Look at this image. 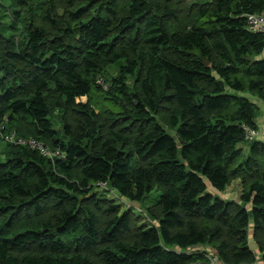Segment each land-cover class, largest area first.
<instances>
[{
  "label": "trees",
  "instance_id": "trees-1",
  "mask_svg": "<svg viewBox=\"0 0 264 264\" xmlns=\"http://www.w3.org/2000/svg\"><path fill=\"white\" fill-rule=\"evenodd\" d=\"M180 4L0 0V264L264 262V0Z\"/></svg>",
  "mask_w": 264,
  "mask_h": 264
},
{
  "label": "built area",
  "instance_id": "built-area-1",
  "mask_svg": "<svg viewBox=\"0 0 264 264\" xmlns=\"http://www.w3.org/2000/svg\"><path fill=\"white\" fill-rule=\"evenodd\" d=\"M249 28L254 32L264 33V12L251 14L249 16ZM102 84H105L102 82ZM245 130V137L247 140L253 141L255 139H260L264 135V124L262 127L251 126L247 123L243 124ZM264 140V139H263ZM4 142H13L18 145H28L30 148H34L40 151L43 155L54 158L57 155L64 157L63 153H60L59 149H53L43 141L37 140L33 137L29 139L17 136L15 131H11L3 136ZM198 264H225L223 263L218 255L208 252L206 254V260L200 261ZM242 264H253V263H242Z\"/></svg>",
  "mask_w": 264,
  "mask_h": 264
},
{
  "label": "rangeland",
  "instance_id": "rangeland-1",
  "mask_svg": "<svg viewBox=\"0 0 264 264\" xmlns=\"http://www.w3.org/2000/svg\"><path fill=\"white\" fill-rule=\"evenodd\" d=\"M183 4H180V8L182 9V11L180 10V16L183 17L186 15V12L185 10H183L187 5L188 3H190L191 1L193 0H180ZM8 5V4H6ZM188 17L185 16L182 21H178L177 18H175V20H171V22L173 23V27L174 28H178V29H182L185 25V23H187L188 21ZM17 36L19 38H22L23 37V34L21 32H18L17 33ZM111 71L113 73H117L118 71V68L116 66H112L111 67ZM254 99V98H253ZM263 125V124H262ZM262 125H259L257 127H262ZM261 138L260 139H264V135L260 136ZM259 139V140H260ZM250 145H251V141L250 140H245L244 143H241L240 146L244 149L245 152H248L250 150ZM1 157H3V155H1ZM236 191V192H235ZM241 184H240V179H235L232 181V183L227 187L226 189V192L228 193H231V194H226L227 197H233L237 200H239V195H241ZM226 195L224 197H226ZM108 197L115 203V204H118L120 205V209H121V212L123 211H129L131 213H133V216H135V214L137 215H140L144 220H148V218L146 217V213H144V211L135 203H132L126 199H124L123 197H121L119 194H109ZM148 202H150L148 200ZM144 215V216H142ZM139 216V217H140ZM249 235H250V241H251V245L253 247V249L255 250V252L257 253V260L256 262H258V264H261L263 262V259H262V255L260 253V250H259V246L257 245V240H258V233L255 232L256 230L254 228H250L249 230ZM206 248L209 252H213L210 248V246H207L206 245Z\"/></svg>",
  "mask_w": 264,
  "mask_h": 264
},
{
  "label": "crops",
  "instance_id": "crops-1",
  "mask_svg": "<svg viewBox=\"0 0 264 264\" xmlns=\"http://www.w3.org/2000/svg\"><path fill=\"white\" fill-rule=\"evenodd\" d=\"M253 98H254L253 101L261 108V113H259V115L257 117V122H258V126H259V125L264 124V103L255 97H253ZM228 194H231V193H228ZM253 264H258V262H255ZM261 264H264V262H262Z\"/></svg>",
  "mask_w": 264,
  "mask_h": 264
},
{
  "label": "water",
  "instance_id": "water-1",
  "mask_svg": "<svg viewBox=\"0 0 264 264\" xmlns=\"http://www.w3.org/2000/svg\"><path fill=\"white\" fill-rule=\"evenodd\" d=\"M248 59H249V60H251V61H253V60H254V58H253V57H248ZM205 63H206V65H209V61H208V60H207Z\"/></svg>",
  "mask_w": 264,
  "mask_h": 264
},
{
  "label": "bare ground",
  "instance_id": "bare-ground-1",
  "mask_svg": "<svg viewBox=\"0 0 264 264\" xmlns=\"http://www.w3.org/2000/svg\"><path fill=\"white\" fill-rule=\"evenodd\" d=\"M4 143H6V142H4Z\"/></svg>",
  "mask_w": 264,
  "mask_h": 264
}]
</instances>
